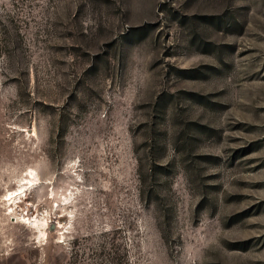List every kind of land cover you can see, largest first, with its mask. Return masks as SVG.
<instances>
[{
	"label": "rangeland",
	"instance_id": "1",
	"mask_svg": "<svg viewBox=\"0 0 264 264\" xmlns=\"http://www.w3.org/2000/svg\"><path fill=\"white\" fill-rule=\"evenodd\" d=\"M0 264H264V0H0Z\"/></svg>",
	"mask_w": 264,
	"mask_h": 264
}]
</instances>
